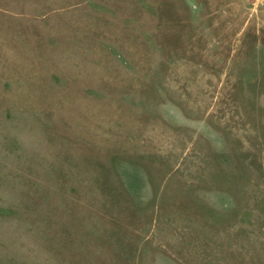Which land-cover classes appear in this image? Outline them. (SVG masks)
Masks as SVG:
<instances>
[{"label": "rangeland", "instance_id": "obj_1", "mask_svg": "<svg viewBox=\"0 0 264 264\" xmlns=\"http://www.w3.org/2000/svg\"><path fill=\"white\" fill-rule=\"evenodd\" d=\"M0 264H264V0H0Z\"/></svg>", "mask_w": 264, "mask_h": 264}]
</instances>
